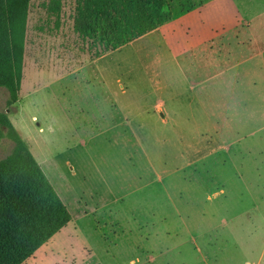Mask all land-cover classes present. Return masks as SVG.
<instances>
[{"label": "rangeland", "instance_id": "obj_1", "mask_svg": "<svg viewBox=\"0 0 264 264\" xmlns=\"http://www.w3.org/2000/svg\"><path fill=\"white\" fill-rule=\"evenodd\" d=\"M87 1L31 0L22 99L0 86V112L72 215L22 264H264V117L222 96L213 124L164 122L140 43L109 55L116 94L94 99L98 79L67 74L102 49L76 13ZM2 130L0 160L15 144Z\"/></svg>", "mask_w": 264, "mask_h": 264}, {"label": "crops", "instance_id": "obj_2", "mask_svg": "<svg viewBox=\"0 0 264 264\" xmlns=\"http://www.w3.org/2000/svg\"><path fill=\"white\" fill-rule=\"evenodd\" d=\"M170 2L174 17L130 42L140 43L145 52L139 65L146 74L143 83L149 80L151 88L144 96L156 97L155 112L164 122L178 123L184 118L174 119L175 114L188 111V123L213 124L215 114L222 112L221 97L229 96L234 99L230 106L245 104L250 117H264V0ZM112 52L77 63L67 73L83 74L89 83L98 79L102 87L96 88L94 99L116 94L108 84ZM255 100L263 103L253 112Z\"/></svg>", "mask_w": 264, "mask_h": 264}, {"label": "trees", "instance_id": "obj_3", "mask_svg": "<svg viewBox=\"0 0 264 264\" xmlns=\"http://www.w3.org/2000/svg\"><path fill=\"white\" fill-rule=\"evenodd\" d=\"M170 3L88 0L87 8L82 10L79 6L76 13L95 29L102 45L95 55L99 57L171 20L174 9ZM31 4V0H0V86L9 91L8 105L14 106L21 98L23 63L17 51L26 45ZM2 126L9 129L15 144L12 152L0 160V264H22L66 226L72 216L5 112H0V137Z\"/></svg>", "mask_w": 264, "mask_h": 264}]
</instances>
